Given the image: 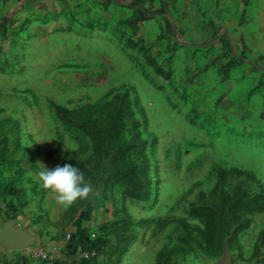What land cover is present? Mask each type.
<instances>
[{
	"label": "rangeland",
	"instance_id": "1",
	"mask_svg": "<svg viewBox=\"0 0 264 264\" xmlns=\"http://www.w3.org/2000/svg\"><path fill=\"white\" fill-rule=\"evenodd\" d=\"M0 264H264V0H0Z\"/></svg>",
	"mask_w": 264,
	"mask_h": 264
},
{
	"label": "clouds",
	"instance_id": "2",
	"mask_svg": "<svg viewBox=\"0 0 264 264\" xmlns=\"http://www.w3.org/2000/svg\"><path fill=\"white\" fill-rule=\"evenodd\" d=\"M39 176L43 186L57 194L58 201L65 207L71 206L78 199L86 198L92 191L90 183L78 166L64 164L48 168L42 164Z\"/></svg>",
	"mask_w": 264,
	"mask_h": 264
},
{
	"label": "trees",
	"instance_id": "3",
	"mask_svg": "<svg viewBox=\"0 0 264 264\" xmlns=\"http://www.w3.org/2000/svg\"><path fill=\"white\" fill-rule=\"evenodd\" d=\"M60 111H64L62 108L59 107ZM121 127L118 124V122H112L110 123L107 127H97L95 128V130L89 129V131L93 132V133H97L96 130H100L101 132H106L108 134H113V133H118L120 131ZM126 164L124 163V161H121V168H119L118 170H115L113 172L112 178L116 179V180H120V181H126L128 183H130L133 187H135L136 189H140L142 187V184L139 180L138 175L136 174L135 170L132 168H124L122 166H125ZM135 180H137V182H135Z\"/></svg>",
	"mask_w": 264,
	"mask_h": 264
},
{
	"label": "water",
	"instance_id": "4",
	"mask_svg": "<svg viewBox=\"0 0 264 264\" xmlns=\"http://www.w3.org/2000/svg\"><path fill=\"white\" fill-rule=\"evenodd\" d=\"M14 241L16 242V247H23L26 245V241L19 236H15Z\"/></svg>",
	"mask_w": 264,
	"mask_h": 264
}]
</instances>
